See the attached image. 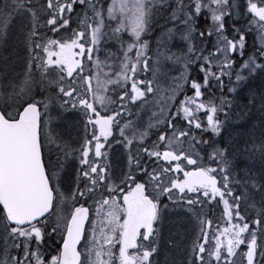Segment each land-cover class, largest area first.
Wrapping results in <instances>:
<instances>
[{
	"label": "snow or ice",
	"instance_id": "6c2138e0",
	"mask_svg": "<svg viewBox=\"0 0 264 264\" xmlns=\"http://www.w3.org/2000/svg\"><path fill=\"white\" fill-rule=\"evenodd\" d=\"M156 20L164 30L149 56L144 37ZM110 41L119 53L102 49ZM21 49L24 70L9 72ZM164 60L183 61L166 95L136 79L139 71L155 78ZM257 76L264 80V0H0V264H264V118L242 147L221 143L233 100L203 99L228 77L229 93L247 88L245 107L259 102L264 112V91L246 83ZM136 104L156 109L147 125L121 124ZM77 111L85 138L73 148L57 128ZM109 137L126 160L110 158ZM214 201L226 226L211 231L205 205ZM169 204L195 225L182 250L179 233L165 235Z\"/></svg>",
	"mask_w": 264,
	"mask_h": 264
},
{
	"label": "rangeland",
	"instance_id": "374dc122",
	"mask_svg": "<svg viewBox=\"0 0 264 264\" xmlns=\"http://www.w3.org/2000/svg\"><path fill=\"white\" fill-rule=\"evenodd\" d=\"M251 17L249 16V19ZM164 23L163 20H156L153 28L149 30V34L146 36V39L150 41V48L152 45V37L153 34H151V30L155 29L158 25ZM242 24H246V21L242 19L241 21ZM77 26L76 23L74 24V27ZM68 31L67 32H61L60 35H65L68 36ZM254 34L255 32H251L246 34V40H247V44H248V50L250 48H252V44L254 42ZM124 36H128V33H124ZM158 37H160V34H157L156 37L153 39L155 43V51L157 48V39ZM170 46H175V41L172 42V45ZM257 46H258V41H257ZM103 47V45L101 46ZM172 49V48H171ZM176 49L175 51H177L178 49ZM155 51L153 52V54L155 53ZM174 51V52H175ZM134 53V52H133ZM118 60H114L113 62L115 64H119V62L117 63ZM25 63H26V52H24L22 49L20 51L17 52V54L15 55V57H13V59L10 61V67H9V72H22L24 70L25 67ZM182 63L181 62H173V61H168V60H164L162 61V64L160 65L161 67V73L158 74L155 78L153 77V74H151V77L147 80H154V88L159 89L160 93L163 94H167L165 93V87H169L172 85L173 83V78L176 77L177 75L180 74V72L183 70L182 69ZM240 63H243V61L241 60ZM240 63L237 64L236 69H239ZM153 67V65H151V68ZM167 67V69H166ZM118 68V67H117ZM117 68L114 69V71H117ZM105 71H107V69H105ZM119 71V68H118ZM190 71V75H191V68L189 69ZM164 72H167V74L162 78H160V75H162ZM138 75L140 76V81H143L142 76H143V71H139ZM233 78L235 80V75H233ZM141 87L143 85H140ZM248 87H250L251 89H253L254 91H256L257 93H259L260 91H264V80L261 79V77L257 76L254 78H251L248 84ZM130 88V86H129ZM247 88H243V90L241 91V96L243 97H247ZM150 99H152L150 97ZM252 106V105H251ZM254 107V110L256 111L257 117L256 119L252 120L246 127H230L225 131V135L223 136V138L221 139V143L224 141L229 140L230 138L234 139V142L237 144V146L242 147L243 146V141L247 140L249 138V134L253 132V130L255 131V135L258 137L260 134V123L262 118H264V112L261 111L260 106H259V102L256 103ZM149 108L148 110H145ZM156 111V109L149 105L147 107H144L140 104H136L134 106V109L132 111V113L134 114V121H138L137 124H139L141 127L142 125H147L150 117H151V112ZM65 114V113H64ZM55 115V113H53V116ZM145 116H146V121H145ZM140 119V120H139ZM65 119V115H64V119L63 121H61V123L64 124V132H67V127H68V121L67 123ZM155 137V139L157 138V135L155 134V132H153L150 135V140H153ZM223 146V144H222ZM112 149H116V152L113 153ZM106 151L109 152L110 154V158H112L114 161L123 158L124 160H126L125 158V153L121 147V149H117L115 145H112V148H108L106 149ZM148 158H146L147 160ZM165 203H168L166 198L164 199ZM220 207V210L223 211L224 210V206L221 205L220 203L218 204ZM209 205H205V211L208 212ZM209 213V212H208ZM208 219H211L212 217H210L209 215L207 216ZM221 219V218H220ZM218 219L215 218V221L213 222V225H216ZM194 229H195V225L194 223L189 219V217L185 214V210L184 208L180 207V208H176L173 205L169 204V213L167 215V220H166V227H165V235L168 234L169 231L173 232V233H179V236L177 237L178 243H180V249L182 250L183 247L186 245L187 242L190 241V239L192 238V236L194 235ZM116 251H118V248L116 249ZM173 256L175 259H181V255H180V251H174ZM237 259L239 260V257H237Z\"/></svg>",
	"mask_w": 264,
	"mask_h": 264
},
{
	"label": "flooded vegetation",
	"instance_id": "af4514ba",
	"mask_svg": "<svg viewBox=\"0 0 264 264\" xmlns=\"http://www.w3.org/2000/svg\"><path fill=\"white\" fill-rule=\"evenodd\" d=\"M80 12H81V9L79 8V6H77L76 7V13L71 14V16L73 15V17H75L76 14L80 13ZM209 92L212 93V87H211V90ZM222 93H223V95L226 94L225 91H222ZM208 99H205V101H207ZM237 99L241 104H244V105L248 104L246 99H244V98H237ZM132 109H133L132 105H129L128 113L122 114V118L120 121L121 124H123L125 119L131 120V116H133V114H131ZM203 111L204 110H201V112H199V114H197L198 119H206V115H202ZM101 114L102 115L105 114L104 110H101ZM108 114H111V113L109 112ZM64 115H65V119H66V122H64V123H67V121H68V124H69L67 127V132H64V124L63 123L59 124V127L57 128V130H58V132H61L63 134L64 138L69 141V143L72 145L73 148H79L80 145L83 143V140L85 138V128H84V124L82 122V116L79 114L78 111L77 112H66ZM91 132H92V129H91V126H89L88 134H87L89 139L91 138ZM128 134L130 135V133H128ZM113 136H115L116 141H119L121 139V137L119 135V129L118 128L113 129ZM101 142L104 143L103 140ZM108 142L112 143V137L108 138ZM112 145L116 146L115 143H112ZM106 149H108L107 144H105V150ZM119 149H121V148H119ZM73 175H74V173H73ZM49 245H52L53 247H58V245L56 243L53 245V241H49ZM44 251L46 253L49 251H52V254H55V252H54V250H52V248H46Z\"/></svg>",
	"mask_w": 264,
	"mask_h": 264
},
{
	"label": "bare ground",
	"instance_id": "6f19581e",
	"mask_svg": "<svg viewBox=\"0 0 264 264\" xmlns=\"http://www.w3.org/2000/svg\"><path fill=\"white\" fill-rule=\"evenodd\" d=\"M246 83L249 84V82ZM230 98L233 100L230 116L240 126L246 127L252 120L256 119L257 114L254 108H252L250 105L248 107H245V105L241 104L236 97ZM200 135H202L201 132L197 135V137H199ZM215 218L218 219V223L220 221V218L217 214H214V217H212L211 220L214 222Z\"/></svg>",
	"mask_w": 264,
	"mask_h": 264
},
{
	"label": "trees",
	"instance_id": "16d2710c",
	"mask_svg": "<svg viewBox=\"0 0 264 264\" xmlns=\"http://www.w3.org/2000/svg\"><path fill=\"white\" fill-rule=\"evenodd\" d=\"M211 43V42H210ZM203 123H206V122H203Z\"/></svg>",
	"mask_w": 264,
	"mask_h": 264
}]
</instances>
